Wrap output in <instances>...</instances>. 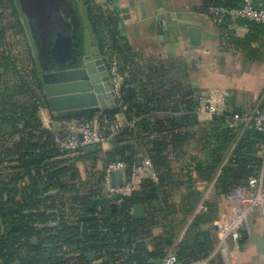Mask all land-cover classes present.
<instances>
[{
  "label": "trees",
  "instance_id": "1",
  "mask_svg": "<svg viewBox=\"0 0 264 264\" xmlns=\"http://www.w3.org/2000/svg\"><path fill=\"white\" fill-rule=\"evenodd\" d=\"M201 1V11L210 5L236 7L241 4V0ZM83 2L86 5L85 17L98 45L101 46L106 38L100 25L105 24L110 29L105 55L115 54L121 61L120 73L125 76L122 89L126 105L124 118L126 123L134 122L133 127L124 126L115 136L111 142L112 149L105 154L107 161L120 159L131 166L142 150L150 157L159 178L156 184L150 180L143 181L141 188L126 198L129 204H143L146 209L145 220L134 223L137 229L142 228L141 235H146L150 228L158 225L163 226L165 233L171 234V216L175 213L187 216L190 197L200 194L195 187L197 179L207 186L219 171L212 188L213 200L204 201L203 209L192 220L186 239L177 251L182 262L206 258L216 242L210 233L204 234L199 228L213 223L216 231H220L229 222L233 203L227 197L243 187L247 178L264 164V134L225 127L217 117L194 132H181L182 128L195 124L194 115L185 114L181 123H177L175 116L180 110L171 103L177 94L171 91V87L158 91L153 82L141 80V73L148 67L144 70L139 67V54L114 37L116 20L98 11L94 0ZM22 16L17 0H0V68L3 69L0 73V264H67L64 260L66 252L61 245H77L74 238L78 234L76 228L67 227L63 222L67 200L81 205L85 212L90 206L93 207L91 213L106 215L108 211L104 208L105 201L92 205L88 198L74 195L77 192L74 181L78 177L76 159L59 158L57 136L41 120L40 109L49 108L43 93L37 52L30 32L23 26ZM247 25L252 30L264 28L253 23ZM219 29L227 46L234 44L244 54L257 50L249 45V41L256 39L255 35L252 34L249 40L236 39L226 25ZM79 37L86 38L85 27L79 31ZM29 60L28 68L25 61ZM127 87L131 88L129 95ZM165 101H168L166 108L163 107ZM260 104L264 105V95ZM192 110L193 107L189 112ZM117 111L114 108L105 113L112 117ZM156 111L161 113H154ZM95 113L96 110L52 112L55 115L72 114L76 120H90ZM192 140L198 144L199 155L191 157L186 144ZM206 150L209 152L207 160L204 159ZM174 151L182 155L179 157H191L190 165L179 170L184 174L170 171L169 153ZM224 160L226 162L222 165ZM4 163L10 164L4 166ZM24 178L28 179V184L17 186L18 181ZM165 186L187 190L179 205L167 203L170 193ZM52 188L59 192L47 195ZM55 221L60 223L52 226ZM106 222L107 219L103 223ZM122 222L114 223L112 231H103L117 235L105 238L107 246L117 248L106 253L101 264H151V259L163 257L167 246L163 236L153 238V251H148L141 242L142 237L132 238L140 235L134 231L133 220L128 222L127 218ZM13 226L16 229L12 230ZM72 259L83 261L85 257L81 253Z\"/></svg>",
  "mask_w": 264,
  "mask_h": 264
},
{
  "label": "crops",
  "instance_id": "2",
  "mask_svg": "<svg viewBox=\"0 0 264 264\" xmlns=\"http://www.w3.org/2000/svg\"><path fill=\"white\" fill-rule=\"evenodd\" d=\"M73 1L77 8V13L83 22V27L86 29V40L89 47L87 53L97 54L105 65L107 61L111 60L110 63H116L120 67L121 61L115 54L110 53L112 54L110 57L105 55L109 46L107 33L110 32V29L105 24L100 25L106 38L102 40L101 46L98 45L96 37L90 29L89 21L85 17L86 5L83 4V0H80L81 3L79 0ZM139 2L144 3L145 17L140 12ZM161 2L162 6L159 9H156L154 0H94L93 4L103 15L111 16L116 20L113 26L114 37L121 43H127L134 52L139 54L141 59L138 62L139 67L143 68V70L148 67L145 69L147 71L141 73L140 79L143 81L147 79L150 83L153 82L155 89H159L158 91L169 90L171 87V91L177 94H174L171 102L180 110L177 115L183 116L188 113L194 115L193 121H195V124L184 127L180 131L194 132L208 125L210 120L204 115L196 113L195 99L209 89L222 90L227 107L235 111H246L260 103L264 95V28L252 30L241 21L222 24L226 25V29L236 39L247 38L249 40L252 34L256 36V39L249 41V45L252 49L257 50L253 52L246 51L244 54L234 44L230 43L231 46L225 44L219 29L220 26L217 27L207 18L206 10H200L201 0H161ZM125 9H128V11H125ZM128 16L129 18H127ZM155 16L158 17L159 21H164V24L160 25L159 28L161 34H167L171 29L176 31L174 36L170 35L169 43L166 45H163L160 40ZM189 25L201 29L202 39L199 45H191L189 43L184 33V28ZM181 31L183 32L180 33ZM167 102L163 103L164 108L167 107ZM192 107L193 110L189 112ZM48 110L46 108L40 109V117L44 126H50L49 128L52 129L56 136H63L67 131L74 129L76 121V119H73L74 115H55ZM97 112L98 110L96 109ZM154 113H161V111ZM186 145V150L191 157L199 155L197 150L199 147L195 140L189 141ZM112 147V143H108L103 147H98L96 151L86 154L82 150L80 154L71 158L76 159L75 167L78 171L74 187L81 185V187L91 188V192H87L86 196H78L77 198H88L92 205H99L100 202L105 201L104 208L108 211L106 215H102L99 212L91 213V209H88L89 211H86L85 215L98 214L99 218L77 223L76 231H80L79 229L83 227V224L101 227L99 232H97L96 239L93 241H97L96 243L98 244L89 245L86 243L88 239H84L83 241H76L77 245L68 249L72 254H76L75 256L83 253L85 257L83 261L71 259L72 262L75 260L80 264H101L106 259V253L113 252L117 248L114 246L106 247L105 239H103L104 236L107 238L111 237L109 232L104 233L103 231H112L114 223H123L122 221L127 220V218L128 222L133 220L134 231L139 232L140 235L132 238L142 237L141 242L144 243L145 249L153 251V238L170 236L175 240L186 226L191 215V213L187 216L180 213L172 215L171 231H169L171 234L165 233L163 226L158 225L150 228L146 235H141L142 228L137 229L135 224L145 220L146 209L145 218L141 220L133 219L129 212L121 213L117 211L112 213L108 208L107 196L101 192L103 170L105 164L108 163L105 154ZM148 147L150 146L148 145ZM139 155L147 154L141 150ZM169 156L170 171L184 174V172L181 173L179 170L186 167V165H190L191 157H179L182 155H179L176 151L172 152V154L170 152ZM158 180L157 174L150 181L156 184ZM195 185L200 194L208 190V185L206 186L199 179H197ZM212 188L213 186L210 188L206 200H213ZM165 189L170 193L169 202L167 201V203L171 205H179L183 196L187 193L184 187L179 188V190L170 187ZM102 198L104 200H100ZM163 203L162 201V205ZM104 217L107 219V224L103 223L105 221L103 220ZM247 224L248 230L242 233L240 249L238 251L229 250L226 257H222L219 254L215 256L209 255L213 257L207 264H264V257H262V254H264V211L263 214L258 212L251 213L248 216ZM215 227L211 223L201 225L199 228L204 234L210 233L214 242H216L211 254L215 251L220 240L219 231H216ZM188 228L183 240L186 239ZM123 230L121 229L120 231ZM113 236L117 235L113 233ZM88 253H93L90 259L88 258Z\"/></svg>",
  "mask_w": 264,
  "mask_h": 264
},
{
  "label": "built area",
  "instance_id": "3",
  "mask_svg": "<svg viewBox=\"0 0 264 264\" xmlns=\"http://www.w3.org/2000/svg\"><path fill=\"white\" fill-rule=\"evenodd\" d=\"M206 16L217 27L223 23L236 21H241L245 25L248 23L264 25V0H241V4L236 7L210 5L206 10ZM110 62L111 60L107 61L106 64L108 83L111 87L109 100L111 109L115 108L118 111L112 117L105 112L98 111L90 120H76L73 130L67 131L64 136H57L61 154L59 158H73L80 154L85 147L91 145H96L99 148L103 147L111 143L124 126H134V122L126 123L124 118L126 105L123 103L122 89L125 76L120 73L118 64ZM195 104L197 106L196 113L204 115L209 120L217 117L220 118L223 125L231 129H240V132L255 130L264 134V105L260 103L246 111H235L227 107L222 90L209 89L195 99ZM225 162L226 160L222 165ZM8 164L10 163H4V166H8ZM121 169H126L127 180L115 186L111 174L113 171ZM103 171L101 187L105 196L115 195L118 200L130 197L140 189L143 181L151 180L157 176L148 155H138L137 161L131 166L121 160L108 162L105 164ZM218 173L219 171L208 185V190L201 194V201L196 206V210L190 215L180 235L167 246L159 264H178V262H182L177 256L179 245L183 241L187 227L203 209V203ZM27 184L28 179L24 178L18 181L17 186L23 187ZM227 198L233 203L232 213L229 222L219 231V243L215 251L210 254L213 256L219 254L226 257L229 250L238 251L242 233L248 230V216L253 212L263 214L264 164L247 178L243 187L234 190ZM213 256L182 262V264H207ZM262 257H264V254H262Z\"/></svg>",
  "mask_w": 264,
  "mask_h": 264
},
{
  "label": "water",
  "instance_id": "4",
  "mask_svg": "<svg viewBox=\"0 0 264 264\" xmlns=\"http://www.w3.org/2000/svg\"><path fill=\"white\" fill-rule=\"evenodd\" d=\"M29 0H24L27 3ZM72 8V15L76 17L78 27L77 38L74 37V26L71 19L63 20L62 11L58 4V0H39L42 5L47 3L55 13L60 17L61 23L68 30L67 33L56 32L53 38L47 42L41 37V29L44 23L36 22L35 15L31 20L33 27L30 26V33L37 52L38 63L41 68V81L43 84V93L50 111L53 113H68L77 110H98L106 112L111 109L110 105V85L108 83V75L106 65L103 60L98 58V55L88 54L81 49L82 39L79 37V31L83 27V22L77 13V8L73 0H67ZM21 2L25 8L26 6ZM156 9L161 8V0H154ZM139 9L143 17H145L144 3L139 2ZM27 9V8H26ZM34 10V11H33ZM128 11V9H125ZM123 11V12H125ZM32 12L37 13L35 7H32ZM125 18V17H124ZM129 18V16L127 17ZM156 27L164 24V21H159L155 16ZM160 34V40L163 45L169 43V37L175 35V30H169V33ZM181 31L180 33H182ZM184 33L191 45H199L202 39V31L200 28L189 25L184 28ZM168 48V47H167ZM3 69L0 68V73ZM126 93L131 94V88H126ZM177 123H181L182 116L176 115ZM225 126V125H224ZM226 127V126H225ZM96 145L87 146L83 149V153L96 151ZM209 156L208 150L204 151V159L207 160ZM113 184L119 185L127 180L126 169L115 170L112 172ZM75 195V194H74ZM77 196H86L85 194H77ZM202 195L190 197L189 210L192 214L196 210V206L201 201ZM108 208L112 213L120 211L121 213H130L135 220L145 218V206L143 204H129L124 198L118 201L115 195L107 197ZM96 217L86 215L79 218V221L95 220ZM166 245H170L173 239L170 236H165ZM93 256V253H88V258ZM151 264H159L158 260H150ZM12 264H20L14 262ZM182 264V262H178Z\"/></svg>",
  "mask_w": 264,
  "mask_h": 264
},
{
  "label": "rangeland",
  "instance_id": "5",
  "mask_svg": "<svg viewBox=\"0 0 264 264\" xmlns=\"http://www.w3.org/2000/svg\"><path fill=\"white\" fill-rule=\"evenodd\" d=\"M22 1L24 2V0H17L18 5L20 7V11L23 14V16H22L23 26L27 27L29 32H30V29H29L30 26L33 27V23H31V20L35 15L36 22L38 24H40V22L44 23V27L41 29L42 39L43 40L45 39L47 42H49L53 38V36L55 35L56 32H62V33L68 32V30L61 23V20L62 19L63 20L71 19V21L73 22L72 24L74 26L73 35H74V37L76 36V38H77L78 31L75 30V27H78L77 19H76V17H74L72 15V8L69 5V2L67 0H58V4H59L61 11H62V19L60 17H58V15L55 13V11L52 8H50L47 3H44L42 5V3L39 2V0H29V1H27V3L26 2L23 3L26 6V8H27L26 9L23 5H21ZM32 7H35V10L37 12L36 14H35V12H32ZM88 48L89 47L87 45V40H86V38L83 37V39L81 41V49L83 51L88 52ZM32 53L34 54V50L32 51ZM25 63L29 68L30 60L25 61ZM22 66H23V64H22ZM50 130H52V129H50Z\"/></svg>",
  "mask_w": 264,
  "mask_h": 264
},
{
  "label": "flooded vegetation",
  "instance_id": "6",
  "mask_svg": "<svg viewBox=\"0 0 264 264\" xmlns=\"http://www.w3.org/2000/svg\"><path fill=\"white\" fill-rule=\"evenodd\" d=\"M30 35H31V33H30ZM74 188L77 191V192H74V194L76 196H77V194H86L87 192L88 193L91 192V188L89 189L88 187H84V186L81 187V185H78V186H76ZM58 192H59V190L57 188H52L46 194L47 195H56V193H58ZM101 192L104 194V192L102 190V187H101ZM100 200H104V199L102 198ZM92 208H93L92 206L88 207V209H92ZM65 211H66V215L63 217L64 218V220H63L64 224L67 227H74V228L77 229L76 225H77V223H79V218L82 217V216H86L85 215V211L83 210L81 205H79L77 203H73L72 201H68V200L65 203ZM92 216H95L96 219L99 218L98 214H94ZM105 219L106 218L104 217L103 220H105ZM59 223L60 222L55 221L51 225L52 226H57ZM100 227L101 226L93 227V226H91L89 224L88 225L83 224V227L81 229H79L80 231H78V234L81 235V236H79L77 234V236L74 238V241L76 242V241H83L84 239H86V240L88 239V241L86 243H88L89 245L98 244V243H96L97 241L96 242H93V241L96 239V235H97V232H99V228ZM14 229H16L15 226L12 227V230H14ZM111 237H114L113 234L111 235ZM99 238H101V236H99ZM105 238H106V236L103 237V239H105ZM34 242L37 243L38 242L37 239H34ZM104 243L106 244V247H107L106 241H104ZM70 247L71 246H69V245H61L62 250L66 252V255H65V258H64L65 262L67 264H73V263L80 264V263H77L75 260L73 262L71 261L72 258L77 257V256H75L76 254L74 255V253L72 254L70 251H68V249ZM158 261H160V260H158Z\"/></svg>",
  "mask_w": 264,
  "mask_h": 264
}]
</instances>
